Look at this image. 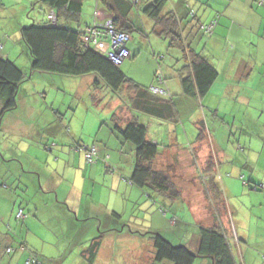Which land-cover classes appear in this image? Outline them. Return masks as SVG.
<instances>
[{
	"label": "crops",
	"instance_id": "crops-1",
	"mask_svg": "<svg viewBox=\"0 0 264 264\" xmlns=\"http://www.w3.org/2000/svg\"><path fill=\"white\" fill-rule=\"evenodd\" d=\"M35 2L0 0V54L13 60L25 72L23 88L27 86V81L34 82L38 72L46 73L32 70V60L21 37L22 27L33 22L30 8L39 12L36 17L41 14ZM167 9L175 13L186 41L216 67L219 72L217 80L203 97L186 94L181 74L186 75L187 72L182 69L181 50L173 47L174 62H169L166 51L172 47L168 41L148 36L137 43L133 35L129 44L132 57L121 68L141 88L148 89V96L170 102L172 110L159 108L158 114H152L138 109L133 103L138 98L141 99L139 101L144 98L138 97V90L123 87L121 91L111 93L117 95L116 99L112 97L107 102L109 109L106 114L112 113L114 123L108 131L102 123L97 126L100 117H95L90 124L82 120L78 113L80 104L75 99V102H63L62 112L61 108L56 110L58 122L53 121L51 125L56 139H51L50 135H43L48 130L47 126L38 127L35 119L22 118L17 100V106L3 115L0 130L12 128L14 132L27 136L34 135L35 131L34 136H45L46 139L42 140L40 148L19 144L17 150L7 154L2 152L0 144V264H27L26 259L31 252L36 253L43 264H62L64 259L62 255L56 257L50 253L43 238L42 241L34 238L37 231L47 228L43 218L46 221L48 206L41 214L37 204L28 206V211L23 207L26 216L17 219L16 205L20 204L13 197L12 189L16 185L21 186L17 179L24 181L27 189L36 186V193L45 197L44 206L54 201L60 219L63 214L70 224L91 220L88 223L90 229L85 231L84 237L80 236L81 242L89 241L88 245L78 249L77 258H81V264H87L84 252L97 237L101 238V245L93 264H98L102 257L114 262L124 257L125 252L131 253L129 244L138 239L147 242L144 233H151V237L153 233H160L175 245L174 240L165 236L163 231L176 225L178 205L192 211L190 222L197 225L198 230L200 226L222 224V229L229 233L237 264H264V223L243 226L247 218V203L257 214L256 221H261L264 215V0H168ZM191 11L196 12V21L190 22ZM78 17L83 31L95 22L111 18L110 13L103 7L100 9L98 3L91 16H85L82 11ZM213 20H217L216 26L205 35L198 27ZM206 36L209 37L206 39ZM145 50L148 53H143ZM152 50L153 54L150 53ZM161 52L163 59L159 61L156 55ZM136 67L139 71L146 68V82L168 89L171 94L169 101L159 94H152L151 85L148 87V84L140 82L138 76L130 74L129 71ZM160 71L164 77L162 83L158 82ZM93 74L81 76L96 77ZM64 80L76 89L77 94L80 93L82 83L79 79L77 82L76 79ZM28 87L34 89L32 83ZM33 93L39 96L35 91ZM94 99L97 100L96 94ZM36 109L31 106L30 114ZM39 109L47 108L41 104ZM132 120L145 125L147 139L156 144L158 152L151 159L150 167L154 173H159L153 174L158 176L159 181L167 179V188L154 187L142 192L140 186L132 181L137 160L135 145L118 133L115 135L114 128L116 124L124 127ZM232 135H235V140ZM92 145L97 146L99 158L90 163L86 160L85 150L79 148ZM21 154L29 166L24 163ZM199 161L201 164L198 165ZM70 164L77 165L73 172L75 176H72ZM197 166H201V172L204 168L214 173L230 171L226 176L220 174L223 182L227 178L225 186L235 185L237 176L242 175L243 185L248 187H243L248 194L243 203L246 207L235 200L231 205L222 198L216 202L215 196L221 195L219 187L212 185L211 178L207 180L197 176ZM95 170H100L98 178ZM75 179L83 185L84 182L93 183L100 179L109 189L106 188L100 195L102 198L97 200L94 189L81 186L80 192H76L75 188L69 187ZM206 190L214 193L211 195ZM232 194L229 190L226 196ZM135 197L142 200L138 209L129 204L130 199ZM237 208L242 212V216L238 214L236 218L240 227L227 218V213L233 215ZM172 210L174 212L169 213ZM217 210H222L218 220L215 216ZM4 226L5 230H1ZM174 236L177 237V233ZM23 242L29 248L7 251L8 247H17ZM249 243L258 245L252 249L261 254L259 258H255L256 255L248 249ZM148 245L149 252L135 264H153L156 255L153 239L148 241ZM176 245L187 246L196 253L199 238L191 243L187 235ZM160 264L172 262L164 259ZM194 264H215L214 257L200 255Z\"/></svg>",
	"mask_w": 264,
	"mask_h": 264
},
{
	"label": "trees",
	"instance_id": "trees-1",
	"mask_svg": "<svg viewBox=\"0 0 264 264\" xmlns=\"http://www.w3.org/2000/svg\"><path fill=\"white\" fill-rule=\"evenodd\" d=\"M35 1L37 9H40L43 14L36 18L32 17L33 22L21 29L22 40L32 60V70L66 75L94 73L98 76L95 83L103 82L106 87L115 92L121 91L123 87L138 90V97L144 98L143 101H139L141 99L138 98L136 103L133 101V105L138 109L152 114H158L159 108L167 111L172 110L170 102L164 101L165 104L162 100L148 96V89L141 88L123 71L121 65L132 57L131 51L129 58L122 64L116 65L106 54L85 44L84 36L88 27L83 31L80 28L78 17V14L82 12L83 0ZM257 1L259 2V0ZM96 2L110 13L109 20L112 25L130 36L131 39L127 44L129 50V44L136 32L141 33L143 38L149 36L142 18L149 19L152 22L149 26L152 37L168 41L172 48H179L183 53L184 66L182 69L187 73L186 75L182 73L181 76L185 93L203 97L210 90L217 80L219 72L207 58L186 41L185 33H182L183 28H181L175 13L167 9L168 0H97ZM33 8L36 10L35 7ZM51 11L56 14L55 20L49 17ZM189 15L190 22L197 20L196 12L193 11L192 14L191 11ZM203 26L205 25L201 24L198 28L206 35L207 32ZM157 54V60L161 61L163 56L160 54L163 53ZM160 73L162 74L161 71ZM25 80V72L13 60L0 54V122L6 112L17 106L18 92ZM162 82H164V77ZM158 96L169 101L171 94L170 96ZM114 128L123 139L130 140L135 145L137 160L132 173V181L143 188H167V179L163 178L162 181H159L158 176H153V174L159 173H154L150 167L151 159L158 151L156 144L147 139V127L132 120L124 127L116 124ZM212 185L218 188L217 183L212 182ZM219 211L222 210L215 212L217 220L221 217ZM20 212L23 213L22 217H18ZM16 215L17 219L21 220L26 216V212L20 206ZM199 231V249L196 253L187 246L173 245L160 233H153L152 239L156 252L153 264H159L158 262L164 259L171 261L172 264H194L200 255L213 256L215 264H237L229 241V233L222 229V224L200 226ZM100 245V237L91 241L87 251L84 252L87 264H93ZM25 248H29V246L23 242L17 247H8L7 251L12 252ZM26 263L43 264V261L36 253L31 252Z\"/></svg>",
	"mask_w": 264,
	"mask_h": 264
},
{
	"label": "rangeland",
	"instance_id": "rangeland-1",
	"mask_svg": "<svg viewBox=\"0 0 264 264\" xmlns=\"http://www.w3.org/2000/svg\"><path fill=\"white\" fill-rule=\"evenodd\" d=\"M96 3H97L96 0H83L82 11L84 12L85 16H91L92 15V13L95 10ZM100 9H101V7H100ZM32 10L33 9L31 7L30 8V13H31L30 15L33 18H36V15L39 12L32 11ZM37 11H40V9H38ZM41 14H43V13H41ZM41 14H39V16ZM146 19L147 18H142V21H143L147 31L149 32V36L152 37V34L150 33V29H149L151 21L149 19H147V20ZM32 21H33V19H32ZM83 21H84V19H83ZM216 23H217V20H216ZM75 24H77V23H75ZM207 37H209V36H206V39H207ZM141 38H142L141 33L136 32L135 42L138 43ZM173 52H174L173 48H170L169 50L166 51L167 58H168L169 62L170 61L174 62L173 58H172L173 54H174ZM143 53L146 54V53H148V51L145 50ZM150 53L153 54V50ZM158 70H161V69H158ZM129 72H130V74H132L134 76H138V78H140V80H141L140 82L143 84H148V87L152 84L149 81L148 82L145 81L147 78V75H148V74H146V68L144 70L139 71L136 67V69L130 70ZM165 72H166V70H165ZM126 74L129 77H131V75H129L128 73H126ZM93 75H95L96 77H94V76H81V75H66V74H59V73H55V72H46V73L38 72L37 76L33 80L34 82H28L27 81V83H28L27 86L30 83H32V86L34 87V89H30L29 87L27 89L26 88L27 86H25L23 88L24 84L22 83L21 88L18 92V96H17V100H19L18 109L21 111L20 114H21L22 118L24 120L25 119H32V120L35 119L36 125L38 127L39 126L40 127L47 126L48 130L45 131L43 133V135L48 134L51 136V139H56V138H54V135L52 133L53 129L51 128V125L54 122H58V117L55 114V112L58 108H61V112H62V103L63 102L65 104H67L68 101L69 102L70 101L75 102V99H76L77 102L80 104L78 113L82 117V120H86V122L88 124H90L91 122H93L95 117H100L101 119H99L97 126H99L100 123H102V126H104V129H106L108 131V129L110 127L114 126V123H113V116H111L112 113L106 114L107 110L109 109V105L107 106V102H109L112 97L114 99H116L117 95L114 96L113 94H111L115 91H113L111 89L109 90L103 84V82H102V84H101V82L95 83L94 80L96 78H98V76L96 74H93ZM64 79H76L75 82H77L79 79V82L82 83V89L80 90V93L77 94L76 89L73 88ZM24 83H26V82H24ZM34 91L36 93H38L39 96L34 95V93H33ZM95 94L97 95V100L94 99ZM99 99H100V101H98ZM96 101H97V103H95ZM41 104L46 106V108L49 110H47V109L43 110L42 109V111H41V109H39V106ZM47 104L49 107H47ZM31 106L37 108L35 110V113H33V114H30ZM70 110H72V109H70ZM214 118H216V117L214 116ZM45 122H48L47 125L44 124ZM180 126H182V124ZM35 134H36V132L34 131V135ZM34 135L27 136L23 133L21 134V133L14 132L12 128H9L7 130L5 128H3L0 130L1 150L4 154L12 153L17 148V146L19 144H21V146H24V147L33 146L34 148H40L42 146V140H45L46 138H45V136H34ZM115 135H117V132L115 133ZM232 138L235 140V135H232ZM55 143L58 145L57 142H55ZM46 149H47V147H46ZM48 154H49V152H48ZM21 158H22V160L24 159L23 155ZM97 158H99L98 154L96 156V159ZM238 162H240L239 157H238ZM24 163L27 164V166H29L27 162L24 161ZM90 163H92V162H90ZM199 164H201L200 161L198 162V165ZM11 166L13 167V165H11ZM180 166L182 167V165H180ZM70 167L72 170V176H75V173H73V172H74L75 167H77V165L70 164ZM200 167L201 166H197V173L198 174L196 173V175L200 176L201 179L205 178V179L209 180V178H211V181L217 183V185L220 189L219 193H221V195L218 194V196H215L216 202H218L220 200V198H222L223 200H225V202H227L231 205L233 203V201L235 200L236 203L240 202L244 207H246L243 203L245 202L244 201L245 198H248V194L244 192L243 187H246L247 189H248V187L243 185V183H245V182L243 180L244 177H242V175L237 176L238 180H235L236 181L235 185L233 184L230 186H225L224 183L227 184V182H228V181H225L227 178H225V180L223 182L220 174H223L222 176H224V175L226 176V175H228V173L230 171H227L226 173H221L220 171L214 173L213 171H208L206 168H204V171L201 172ZM95 171L97 173V178H98V174L100 173V170H95ZM106 174H109V173H107V171H106ZM184 175H186L185 172H184ZM185 177L186 176H184L183 178H185ZM214 178H215V180H214ZM186 179L187 178H185V180ZM77 180L78 179H75L68 186L75 188L76 192H80L79 189L81 186H83V188H85V189H94L95 191H93V190L92 191L95 192L97 200H100L102 198V197H100V195L102 194V192H104L106 190V188L109 189L107 186L103 185V183L100 181V179L97 181H94L93 182L94 184L90 183V182H84V185L82 184V182L77 181ZM17 182L21 186L16 185L12 188L13 189V197H15V200L18 201L20 204V205L17 204L16 205L17 207L22 206V208L24 207L26 209V211H28V206H31L33 204H37L40 206V210H41L40 214L42 213V210L44 209V207L45 208L47 206L49 207V208H46L48 210V216L46 218V221H45V218H43L44 219L43 223L46 225L47 228L45 230L41 229V230L37 231L36 234L34 235V238L36 240L40 238V241H42L41 238H43V240H45L48 243V251L50 253H52L54 256L59 257V255H62V258L64 257V259L62 260V264H81V258H79V259L77 258L78 257V249L88 245L89 241L84 240L83 242H81L80 236H81V234L83 235L86 230L90 229V225L88 223L91 220H89V219L84 220V221L81 220V221H78V224H77V222H76V224H70L65 219L63 214H62V219H60L59 215H58V209L56 208L54 201H50L49 203H47L44 206L43 200L45 199V197L36 193V190H37L36 186L30 187L27 189V188H25L26 185L24 184V181H20L19 179H17ZM194 182L196 183V179H194ZM137 187H139V186H137ZM229 187H230V189H229ZM152 188H154V187H145V188L139 187V190L143 192V191H149L148 189H152ZM229 190H230V192H233V194L228 195L229 197H227L226 194H229ZM206 191L211 195L214 193V192H212V190H209V191L206 190ZM234 195H235V197H233ZM141 202H142V200L135 197V198L130 199L129 204L131 207H136L138 209V206ZM65 206L68 207L67 204ZM178 206L179 207H178L177 212L175 214L176 225H174L173 228L167 227L168 229H166V230L164 229L163 232H164V234H166L165 236H167L170 239H173L175 242L174 243L175 245L179 244L180 239H183L187 235H189V239H190L191 243L196 241L197 238H199V240H200V231L198 230L197 225L190 222L192 217H193L192 211H190L189 209L186 210L181 205H178ZM247 206L250 209L248 207H246L248 209V212H247V218L245 217L243 226H251V225H253L254 222L264 223V215H263V218L261 219V221H256L257 219H255V218H256L257 214H255L254 212L251 211V207L248 203H247ZM172 212H174V210L170 211L169 213H172ZM234 212H233V215H232V213H231V215H230V213H227V218H229L232 222H234V224L236 223L237 227H240L237 223L236 218H237L238 214L242 216V212H240V208H237ZM129 214H130V212L128 211L127 216H129ZM233 216H234V219H233ZM251 217H252V219H250ZM75 219H77L76 216H75ZM169 222L171 223L170 217H169ZM165 225L167 226V222L165 223ZM1 230H5V226ZM42 230H44V231H42ZM35 231H36V229H35ZM143 232H145V231H143ZM197 232H198V234H197ZM176 233H177V237L174 236V234H176ZM143 235L146 238L147 242L138 239L135 243L129 244L128 248H129V251L131 253L125 252L124 257L118 258L117 261H114V262H111V261H109V259H104V257H102L99 260L98 264H135L136 262L143 260L144 255L147 254L150 250V246L148 245V241H151V239H152L151 235L152 234L151 233H144ZM83 237H84V235H83ZM175 238H177V239H175ZM242 244L244 245V243H242ZM248 245L250 246V248H248V247L247 248L249 250H251V253L256 255L255 258H259V256H261V254L258 251H256L255 249H252V248H256L258 245H254V244H250V243ZM138 253H141V254L137 255ZM159 264H160V262H159Z\"/></svg>",
	"mask_w": 264,
	"mask_h": 264
},
{
	"label": "built area",
	"instance_id": "built-area-1",
	"mask_svg": "<svg viewBox=\"0 0 264 264\" xmlns=\"http://www.w3.org/2000/svg\"><path fill=\"white\" fill-rule=\"evenodd\" d=\"M49 17L52 20H55V12L51 11ZM215 25L216 20H213L211 23L203 26V28L206 29L207 33H211ZM130 39L131 38L127 33L120 31L115 26H113L111 20H108L105 23L93 24L92 26L88 27L84 36L86 45L93 46L100 50L102 53L106 54L108 58L116 65L122 64L127 58L130 57V50L127 47L128 41ZM162 81L163 76L161 73H159L158 82L161 83ZM149 89L155 94L170 96L168 89L160 86L159 84H153ZM79 149L85 150L86 160L88 162H94L96 160V155L98 154V148L96 146H80ZM22 216L23 213L20 212L18 217Z\"/></svg>",
	"mask_w": 264,
	"mask_h": 264
},
{
	"label": "bare ground",
	"instance_id": "bare-ground-1",
	"mask_svg": "<svg viewBox=\"0 0 264 264\" xmlns=\"http://www.w3.org/2000/svg\"><path fill=\"white\" fill-rule=\"evenodd\" d=\"M152 92V91H151ZM155 94V93H154Z\"/></svg>",
	"mask_w": 264,
	"mask_h": 264
}]
</instances>
